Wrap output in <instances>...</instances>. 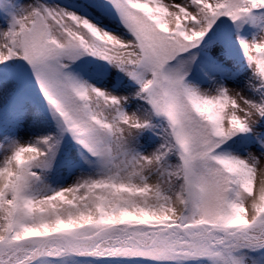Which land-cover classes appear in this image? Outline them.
Returning a JSON list of instances; mask_svg holds the SVG:
<instances>
[{
    "label": "snow or ice",
    "instance_id": "6c2138e0",
    "mask_svg": "<svg viewBox=\"0 0 264 264\" xmlns=\"http://www.w3.org/2000/svg\"><path fill=\"white\" fill-rule=\"evenodd\" d=\"M0 264H264V0H0Z\"/></svg>",
    "mask_w": 264,
    "mask_h": 264
}]
</instances>
